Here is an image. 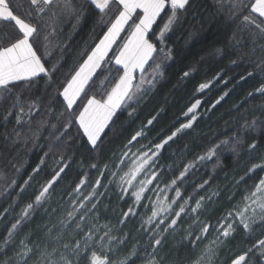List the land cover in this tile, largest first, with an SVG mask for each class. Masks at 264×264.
Here are the masks:
<instances>
[{
    "label": "snow or ice",
    "instance_id": "1",
    "mask_svg": "<svg viewBox=\"0 0 264 264\" xmlns=\"http://www.w3.org/2000/svg\"><path fill=\"white\" fill-rule=\"evenodd\" d=\"M89 19L94 39L69 64L68 45L59 38ZM204 32L223 38L201 62L228 58L230 67L251 69L240 81L261 80L259 86L219 116L216 109L231 90L207 108L206 101H190L149 140L166 112L161 107L125 136L126 128L115 127L121 115L135 116L136 106L170 79L166 69L176 59L171 38ZM194 71H184L172 90ZM223 75L221 69L196 92L203 94ZM250 100L259 102L245 108ZM185 140L172 163L162 164L165 149ZM190 145L205 150L185 163ZM36 151L43 153L39 162L20 182L21 155ZM222 155L260 163L242 175L225 174L215 190H207L215 175L202 183L190 179L213 160L214 172ZM77 157V172L69 176ZM259 172L264 0H0V197L8 198L7 207L0 203V264H264ZM182 249L195 258L181 255Z\"/></svg>",
    "mask_w": 264,
    "mask_h": 264
},
{
    "label": "trees",
    "instance_id": "2",
    "mask_svg": "<svg viewBox=\"0 0 264 264\" xmlns=\"http://www.w3.org/2000/svg\"><path fill=\"white\" fill-rule=\"evenodd\" d=\"M204 27L205 29H207V25H205ZM92 29L93 21L91 19L87 20L83 24L82 28L79 29L76 33H72L70 31V26L64 29V36L60 37L59 39L63 40V42L68 45V52L70 53V55H68L67 58L69 64L74 62V60L76 59V53L80 52L85 47L86 42L91 43L92 39H94V37L91 36ZM124 36L125 33H122L119 43H121ZM222 38L223 34L217 36L212 32L200 33L191 39L188 38L187 33H177L176 36H173L169 43L176 48V59L174 63H171V67H168L166 69L167 76L170 79L163 84V87H158L156 92L153 93L149 98H147L149 102H142L141 105L137 106V113L135 116L129 117L127 112L121 115L115 127L117 129L126 128L127 132L125 133V136H128L129 133H132L139 129L141 125H146L147 120L150 119L152 115H155L156 111L163 107L166 112L159 118V122L153 127V130H151L149 140H152L155 138L157 133L161 131V129L168 128L176 120L177 117H180L181 110L186 104H189L190 101L194 102L195 99H204L203 101H206L205 104H207L208 107L212 101L217 99L224 92L231 90L230 95L226 97L225 100L222 101V103L217 107L215 112L216 116H219L221 113L227 112V110H229L234 104L240 103L244 99L246 93L253 91L256 87L259 86L262 81L253 79L240 81V76L245 75L246 71H250L251 69H246L245 66L230 67L228 66V58H225L223 60L219 58H206L203 60V62H201V57H208V54L214 51L215 47L220 46L218 44H215V41ZM186 40L187 43L185 42ZM56 42V39H54L53 44H55ZM157 60L158 62H162L160 57H158ZM193 68L195 69V71L193 72L192 76H190L180 85V89L178 91H173L172 85L177 83L182 73ZM221 69H223L224 72L223 79L219 83H217L219 84V86L216 87L215 90L210 88V90L205 91L203 94H199L196 92V88L200 83L212 79V77L215 76L217 72L221 71ZM232 77L235 78L231 79V82L225 86L223 81L229 80ZM205 96L207 99H205ZM258 102L259 100H250L248 104L244 105V107H250L253 103ZM234 115L238 114L234 113ZM226 119H231V117H226ZM212 127L215 128L218 126L212 125ZM204 130L205 132H207L208 128L205 127ZM111 135L112 133H109V136ZM120 139L122 140L124 138L121 137ZM183 143H187V141L185 140L180 144H173L175 150L178 147H182ZM207 146L209 145L207 144V142H205V147ZM111 147L113 151L117 150L120 147V140L115 141L111 145ZM190 149L191 154L187 156L186 161L199 153H203L205 150L204 148H199L195 145H190ZM45 151H47V149H45ZM42 154V152L36 151L31 154L24 153L21 155L20 159L23 162L24 167L21 170V175L18 177L20 182H22L23 179L27 178L28 173L31 172L32 167H34L35 164L39 162V157ZM169 159L170 157L166 156V164L170 162ZM78 162L79 157H77V163L73 164L71 170L69 171V176H74L77 172ZM49 163H51V161H49ZM254 163H260L259 159H250L246 155H232L228 159H225L224 155H222L220 158V166L217 167L214 171L216 179L213 180L211 189L215 190L217 185H222L226 182L224 179L225 174L231 177L233 171L237 170L239 174L242 175L243 171ZM25 168L27 169L26 171L24 170ZM208 174L209 171L205 172L198 178H205ZM96 175L97 173L95 172L91 173V178L94 179ZM196 175L199 176L198 174ZM258 175H264V172H259ZM252 182V180H249L247 183L251 184ZM66 184L67 178H65V180L62 181L60 185H58V188H62ZM243 187L244 185H241V188ZM11 195L12 197H15L16 193L12 192ZM7 199V197H0V203H3L4 207H7V203H4V201ZM113 204L116 205L117 201L113 200ZM119 206L123 208L127 207V205L123 204H120ZM0 210H2V208H0ZM18 210L19 209H17V211ZM131 227L132 226L130 224L129 228ZM125 231H128V228H126ZM239 241L240 237H237V242ZM251 242L252 241H248L246 243ZM190 251L191 249H189V252Z\"/></svg>",
    "mask_w": 264,
    "mask_h": 264
},
{
    "label": "rangeland",
    "instance_id": "3",
    "mask_svg": "<svg viewBox=\"0 0 264 264\" xmlns=\"http://www.w3.org/2000/svg\"><path fill=\"white\" fill-rule=\"evenodd\" d=\"M121 43H123V40L121 41ZM218 86H219V84L213 83V85H211L210 88L215 90L216 87H218ZM208 90H210V89H205L204 92L205 91H208ZM205 99H207L206 96H205ZM201 100L203 101L204 99H201ZM207 103H209V102H207ZM202 106H203V108H206L207 107V104L204 103ZM147 142L148 141H146V140H141L140 141L141 144H146ZM133 151H135V149H133ZM174 151H175V147L173 145L171 146V148H166L165 151H164V156H163V159L161 160V163L162 164H166V162H165L166 156H169L170 157L171 154H172V152H174ZM199 154H202V153H199ZM199 154H197V155H199ZM194 158H195V156L189 158L187 161L185 160L184 162L187 163L188 161H191ZM169 161L170 162L167 163V164H171L172 163V161L170 159H169ZM213 161H214V163H213ZM213 161L207 163L206 166L200 167L199 171H197L194 174L193 177H190V179L196 180L197 183H202L204 179H209V175H214L215 174V172H213V166L216 164V161L215 160H213ZM208 164H210V165H208ZM125 171H127V168L125 169ZM207 171H209V174L205 178H198V177H200L201 175H203ZM196 174H198L199 176H197ZM197 179H199V180H197ZM212 182H213V180L211 181V188H212ZM161 187H163V185H161ZM211 188L210 189H207V190H212ZM189 191H191V189ZM204 194H205L204 192H201L200 193V195H204ZM167 195L171 196V195H173V193L170 192ZM153 199H155V197H153ZM178 241H179V237H177L176 238V241H174L173 243H178ZM205 243H207V241H205ZM190 252H189V249L188 250L187 249H185V250L182 249L181 250V255H184L185 253H187L191 258L194 259L195 257L193 256L192 252L191 253ZM137 264H141V262L140 261H137Z\"/></svg>",
    "mask_w": 264,
    "mask_h": 264
}]
</instances>
